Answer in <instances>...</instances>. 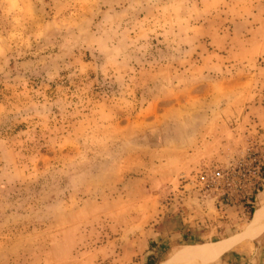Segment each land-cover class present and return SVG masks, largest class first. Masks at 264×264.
<instances>
[{
	"label": "rangeland",
	"instance_id": "obj_1",
	"mask_svg": "<svg viewBox=\"0 0 264 264\" xmlns=\"http://www.w3.org/2000/svg\"><path fill=\"white\" fill-rule=\"evenodd\" d=\"M260 42L264 0H0V264H158L163 239L162 260L173 236L199 250L244 234L264 202L263 88L234 78L211 163L178 123L211 65L264 67ZM224 255L187 264H264V238Z\"/></svg>",
	"mask_w": 264,
	"mask_h": 264
},
{
	"label": "crops",
	"instance_id": "obj_2",
	"mask_svg": "<svg viewBox=\"0 0 264 264\" xmlns=\"http://www.w3.org/2000/svg\"><path fill=\"white\" fill-rule=\"evenodd\" d=\"M253 51H259L261 53H264V44L260 42L258 45L253 47ZM242 52L246 54L252 53L251 49H249V47H246V46L242 48ZM211 66H212L211 70H216V69L222 70L221 74L213 72V74H210L209 77L207 76L208 77L206 79V82L208 84L207 89H206L207 92L204 95L195 94V95L190 96L191 98L190 101H194L197 104V109L192 110L190 113H186V114H189L187 115V118H189L188 121L185 120L186 115L181 113L183 121L180 120L178 123L179 124L178 128H179L180 133L182 135L187 134V137L184 138L183 143L187 145L189 144L192 145L194 143L196 144L195 146L196 152H194L195 155L193 154L191 155L193 158L196 156L195 164L197 165L207 164L209 162L211 163L214 160V157L212 155H209V156L206 155V157H201V153L202 151H207V150L212 151L213 145H212L211 139H212L213 134L218 132V128L221 126L219 124V120L222 118V115L224 113L222 106L220 105L221 102H226L229 99H231V97L233 98L234 96H236L238 92L242 91V89H244V91L246 92L248 90V86L250 88L254 84L263 88V89H260L263 91V93L260 92L259 94L262 98L261 100L264 99V67L263 66L258 65L254 62L250 63V61H243V62L234 63V64L215 63L214 65H211ZM233 69L236 71L232 73L231 71ZM234 78H239L240 81L242 82L243 87L242 89L240 88L241 90L239 89L237 90L236 87L232 85V83L235 81ZM254 114L258 119V123L256 125L257 127L254 128V132L256 133L255 139L258 141L259 147L264 150V100L259 106H256L254 108ZM187 148L188 147H186L185 149ZM218 149H224V147L220 145ZM201 158H204V159H201ZM263 209H264V202L256 210L255 216ZM255 216L253 218L251 225L248 227L247 230H249L252 227L254 228ZM260 226H259L260 231L255 232V233L253 232L252 235L247 238L256 239L261 236L263 240L264 224ZM235 236H231L219 242L211 243L207 245H214L220 242H226V241L228 242V241L236 240L237 243L233 247L235 248L242 241L241 235L237 237ZM176 239L177 238L175 236L169 238L170 244L174 247H178L173 252V254L170 256L171 258L174 257L175 254L180 252L182 247L187 246V245L181 246V244H176L177 243ZM165 241H166L165 239L161 240V242L158 244L156 249L152 251L150 250L148 253H146L147 258L155 254V256L159 257L158 264H161L163 261L170 259V257H168L167 259L164 258L162 260L163 254L161 253L163 252L165 248L164 247ZM198 245H205V244H198ZM145 247L146 245L143 244L142 239H136L133 241L128 240L124 242L122 244V250H121L124 261L126 263L132 261L135 256L140 254V251L144 252ZM233 248L228 249L227 251H225L218 257H221L222 255L224 257L225 256L224 254L232 250ZM163 253L165 254V252ZM153 258L154 257H151V260H153ZM225 259L227 260L225 261V263L229 264L230 259L228 257ZM195 264H199V263H195ZM200 264H203V263H200Z\"/></svg>",
	"mask_w": 264,
	"mask_h": 264
},
{
	"label": "bare ground",
	"instance_id": "obj_3",
	"mask_svg": "<svg viewBox=\"0 0 264 264\" xmlns=\"http://www.w3.org/2000/svg\"><path fill=\"white\" fill-rule=\"evenodd\" d=\"M264 221V209L261 210L255 217V226L259 227ZM261 227V226H260ZM253 227L247 230L244 234H239L237 236H242V240L244 238H247L252 235ZM235 236V237H237ZM234 237V238H235ZM233 241H226V242H220L218 244L210 245V246H203L198 247L197 249H185L180 250L177 254L174 255V257H170V259H167L163 261L162 264H187L191 262H202V261H209L217 256H220L222 253L227 251L232 247Z\"/></svg>",
	"mask_w": 264,
	"mask_h": 264
},
{
	"label": "built area",
	"instance_id": "obj_4",
	"mask_svg": "<svg viewBox=\"0 0 264 264\" xmlns=\"http://www.w3.org/2000/svg\"><path fill=\"white\" fill-rule=\"evenodd\" d=\"M224 178V172L220 169L214 170L211 175L207 173V171L200 172L198 175V179L202 185L207 187L205 184H209L210 182H216L220 179Z\"/></svg>",
	"mask_w": 264,
	"mask_h": 264
},
{
	"label": "trees",
	"instance_id": "obj_5",
	"mask_svg": "<svg viewBox=\"0 0 264 264\" xmlns=\"http://www.w3.org/2000/svg\"><path fill=\"white\" fill-rule=\"evenodd\" d=\"M255 211H256L255 208L253 206H251L250 212L255 215ZM151 257H154L153 259H155V260H157V262H159V260L155 257V254H153L149 257L148 263L152 262Z\"/></svg>",
	"mask_w": 264,
	"mask_h": 264
}]
</instances>
